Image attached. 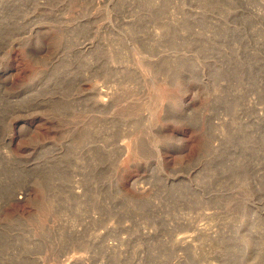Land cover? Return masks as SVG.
<instances>
[{
  "label": "rangeland",
  "instance_id": "374dc122",
  "mask_svg": "<svg viewBox=\"0 0 264 264\" xmlns=\"http://www.w3.org/2000/svg\"><path fill=\"white\" fill-rule=\"evenodd\" d=\"M0 264H264V0H0Z\"/></svg>",
  "mask_w": 264,
  "mask_h": 264
},
{
  "label": "bare ground",
  "instance_id": "6f19581e",
  "mask_svg": "<svg viewBox=\"0 0 264 264\" xmlns=\"http://www.w3.org/2000/svg\"><path fill=\"white\" fill-rule=\"evenodd\" d=\"M187 239H190V238H187ZM186 240V239H185Z\"/></svg>",
  "mask_w": 264,
  "mask_h": 264
}]
</instances>
